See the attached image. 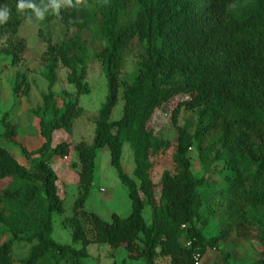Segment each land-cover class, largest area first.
I'll use <instances>...</instances> for the list:
<instances>
[{
    "label": "trees",
    "instance_id": "16d2710c",
    "mask_svg": "<svg viewBox=\"0 0 264 264\" xmlns=\"http://www.w3.org/2000/svg\"><path fill=\"white\" fill-rule=\"evenodd\" d=\"M58 2L60 14L49 12L45 19L59 18L77 33L60 42L48 38L41 57L48 90L34 113L44 143L34 150L23 146L31 166L0 147V225L11 235L0 243V264H18L14 243L21 241L31 245L21 264H85L93 243L124 248L129 258L144 264H157L158 257L169 258L170 264H196L195 256L203 259L209 249L217 251L211 264H232L229 244L240 247L245 241L262 245L254 264H264V0H72L74 7ZM49 3L43 0L41 7ZM16 4L0 0V6L11 9L9 21L0 25V38L9 40L0 47V56H11L14 65L27 50L24 39L11 40L27 20ZM93 26L106 42L94 54L105 72L107 96L92 143L75 146L79 196L69 220L73 241L82 243L76 248L52 237L53 214L65 211L52 159H67L72 151L71 143L54 145L53 139L58 130L71 133L84 114L80 97L91 92L90 46L81 33ZM135 45H144L145 51L134 79L125 83L126 54ZM61 68L68 70L67 80L76 89L64 90L62 103L54 90ZM31 87L28 73L17 71L14 92L29 95ZM121 88L123 116L113 121ZM180 96L172 111L177 130L174 168L164 170L156 183L150 173L152 155L171 145L156 130V114ZM183 108L197 115L193 131L189 124H178ZM1 123L3 135L21 144L18 126L8 113ZM125 141L134 151L133 176L122 165ZM103 147L109 148L132 205L128 216L114 212L110 221L86 208L98 149ZM192 149L206 170L201 178L193 172ZM202 186L206 189L200 192ZM147 206L151 223L144 216ZM204 206L207 218L201 213ZM219 206L236 214L237 222L207 237L204 229Z\"/></svg>",
    "mask_w": 264,
    "mask_h": 264
},
{
    "label": "rangeland",
    "instance_id": "374dc122",
    "mask_svg": "<svg viewBox=\"0 0 264 264\" xmlns=\"http://www.w3.org/2000/svg\"><path fill=\"white\" fill-rule=\"evenodd\" d=\"M247 1V0H246ZM75 29L68 28L59 18L51 21L43 19L37 21L35 18L28 22H23L18 33L11 37L12 41L24 39L27 43V50L23 55L20 64H12V57L8 55L0 56V147L10 150L18 160L31 166V161L26 158L23 146L30 150L39 148L44 143V138L40 133V120L35 115L34 110L42 104V94L48 90V82L43 77V65L41 57L47 48V39L51 38L54 42H60L66 37L74 36ZM89 41V59L87 81L91 86V92L80 97V104L83 106L84 114L79 117L74 124L71 133L65 130H58L54 135V143L67 141L72 145V151L67 159L60 155H55L52 159V166L59 175L58 185L61 190V197L64 201L65 211L63 213L54 212L53 214V234L52 237L61 244H70L76 248H81L82 243L74 242L72 238V224L70 217L74 214V203L79 196V168H74V163H79L75 146L80 141L92 143L95 136L96 119L102 104L107 96V79L101 61L95 56L94 52L99 44H105L96 26L91 30L81 33ZM8 38H0V47L7 45ZM144 45H135L128 51L125 58L122 80L130 83L137 72L138 63L144 54ZM17 71H26L32 83L29 95L17 94L14 92V83ZM59 81L54 87L62 103L63 91L71 93L76 91L75 86L67 80L68 70L61 68ZM123 88L120 90L119 101L113 110L111 120L116 121L123 116L125 100L123 98ZM183 97H177L171 101L164 109H160L156 114L155 126L159 136L171 142L169 148L163 152L152 155L153 166L151 177L158 183L164 170L174 168L173 155L175 152L177 130L172 121V111ZM4 113H8L9 118L18 126L21 144H16L4 133L1 118ZM197 123V115L193 111L182 109L178 124L191 125L193 131ZM190 158L194 174L201 178L206 170L200 161L196 149L190 150ZM122 165L126 172L133 176L135 162L132 145L125 141L123 145ZM206 186H202L199 191H205ZM113 195V199H108ZM228 202V201H227ZM86 208L98 213L103 219L110 221L114 212L123 217L131 213L132 205L128 194V188L119 178L117 169L111 163V154L108 147L98 149L96 158L95 178L91 191V196L86 203ZM208 207L204 206L201 213L204 218L209 217ZM144 216L148 223H151V207L147 206ZM237 215L230 212L228 207H217V211L210 217V222L204 229L207 237L218 235L223 229L233 226L237 222ZM0 225V243L11 237ZM30 244L21 241L14 243V256L18 264L30 249ZM89 257L83 259L85 264H144L142 260L131 259L124 248L113 249L108 244L93 243L89 247ZM229 250L233 252L232 264H254L259 259L263 247L257 241H245L238 247L236 243L229 244ZM217 251L209 249L201 260L200 264H211L214 262ZM157 264H170L167 257H158ZM62 264H68L62 262Z\"/></svg>",
    "mask_w": 264,
    "mask_h": 264
},
{
    "label": "clouds",
    "instance_id": "9594fccd",
    "mask_svg": "<svg viewBox=\"0 0 264 264\" xmlns=\"http://www.w3.org/2000/svg\"><path fill=\"white\" fill-rule=\"evenodd\" d=\"M81 0H77V4H80ZM43 4V0L40 3H36V0H17L16 11L19 14L25 15L28 22H31L33 16L37 21L45 19L47 13L59 15L62 4L58 0H50L47 5ZM63 4L68 7H74L72 0H63ZM11 18V9L6 5L0 6V25L6 24Z\"/></svg>",
    "mask_w": 264,
    "mask_h": 264
},
{
    "label": "built area",
    "instance_id": "2783aa9c",
    "mask_svg": "<svg viewBox=\"0 0 264 264\" xmlns=\"http://www.w3.org/2000/svg\"><path fill=\"white\" fill-rule=\"evenodd\" d=\"M184 228H185V225L183 226ZM196 264H200L201 263V260H202V257H201V255L200 254H197L196 256Z\"/></svg>",
    "mask_w": 264,
    "mask_h": 264
},
{
    "label": "crops",
    "instance_id": "0c3cea01",
    "mask_svg": "<svg viewBox=\"0 0 264 264\" xmlns=\"http://www.w3.org/2000/svg\"><path fill=\"white\" fill-rule=\"evenodd\" d=\"M56 134V132L54 133V135ZM57 143H54V145H56ZM59 186V185H58ZM59 193L61 195V190L59 189ZM115 192L112 193V196H110L108 199L112 200L113 199V195Z\"/></svg>",
    "mask_w": 264,
    "mask_h": 264
}]
</instances>
